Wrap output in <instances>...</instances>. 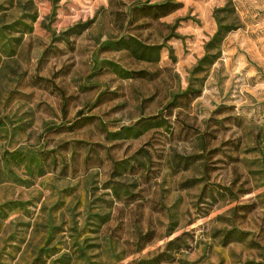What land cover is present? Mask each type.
<instances>
[{
  "label": "rangeland",
  "instance_id": "rangeland-1",
  "mask_svg": "<svg viewBox=\"0 0 264 264\" xmlns=\"http://www.w3.org/2000/svg\"><path fill=\"white\" fill-rule=\"evenodd\" d=\"M0 264H264V0H0Z\"/></svg>",
  "mask_w": 264,
  "mask_h": 264
},
{
  "label": "trees",
  "instance_id": "trees-1",
  "mask_svg": "<svg viewBox=\"0 0 264 264\" xmlns=\"http://www.w3.org/2000/svg\"><path fill=\"white\" fill-rule=\"evenodd\" d=\"M217 21V30L207 42V47L213 43H219L224 34L230 30L229 27H226L220 23V19H217ZM109 44L115 49L128 50L133 57L146 61L157 60L159 58L160 50L162 47L161 45L147 44L130 34L122 35L117 40L111 41ZM107 63L113 69V71H115L122 77H129V71L120 68L117 63L109 61Z\"/></svg>",
  "mask_w": 264,
  "mask_h": 264
}]
</instances>
